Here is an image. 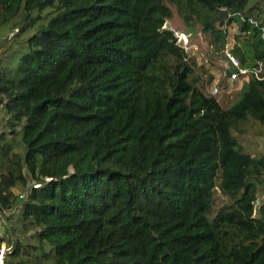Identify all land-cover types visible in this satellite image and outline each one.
<instances>
[{"label": "trees", "instance_id": "1", "mask_svg": "<svg viewBox=\"0 0 264 264\" xmlns=\"http://www.w3.org/2000/svg\"><path fill=\"white\" fill-rule=\"evenodd\" d=\"M170 6L217 42L238 23L231 55L264 63L248 0H0L28 49L0 66L3 264H264V156L232 133L264 126V78L223 108L166 27ZM216 191L229 203L212 214Z\"/></svg>", "mask_w": 264, "mask_h": 264}, {"label": "rangeland", "instance_id": "2", "mask_svg": "<svg viewBox=\"0 0 264 264\" xmlns=\"http://www.w3.org/2000/svg\"><path fill=\"white\" fill-rule=\"evenodd\" d=\"M256 3H258L264 11V0H248L249 6ZM170 7L173 16L167 21L166 27L176 32L178 37L181 38L182 42L180 43L182 47H184L186 53L194 59L197 65L202 66V69L197 70V73H201L202 84L204 85L206 93L210 95L209 93L216 87L219 91L215 94L216 98H218L219 102L223 105V108H229L240 100L242 93L246 90L248 82L247 79H240L234 84H228L227 81L229 75L227 56L231 54L230 51L237 42L236 37H239L242 41L245 39L244 36L239 34L238 23H232L231 26L225 25L227 28V36L224 41L217 42L210 33H202L200 24H197L192 30L186 28L175 7ZM33 32L34 29L30 28L27 32L20 35L19 38L21 40L27 39ZM16 33V29L12 30L9 29L8 26L0 25V66H10L11 60L12 64L15 65L18 61V57L28 51L26 47L19 49V39L16 40ZM18 49L19 53L14 56V53H16ZM212 53L214 56H212ZM210 56L212 57L211 59H209ZM238 86L241 88L237 91ZM242 129V132L232 131V133L244 152L254 157L264 156V126L249 119L243 125ZM25 190L26 188L21 185L15 188L16 194H22ZM225 203H229L228 199L225 198L220 191H216L214 206L211 211L212 214ZM259 205L255 206L256 211ZM18 216L19 210L16 209L11 222L17 232H19ZM1 226H3L1 229L4 228V230H6V228L10 227V224L4 222Z\"/></svg>", "mask_w": 264, "mask_h": 264}, {"label": "built area", "instance_id": "3", "mask_svg": "<svg viewBox=\"0 0 264 264\" xmlns=\"http://www.w3.org/2000/svg\"><path fill=\"white\" fill-rule=\"evenodd\" d=\"M178 36V35H177ZM179 41H181V38L178 37ZM182 42V41H181ZM228 60L230 62V64L232 65V67L234 68V71L231 73L230 78H229V82L231 84H234L236 81L240 80V79H247L249 80V77H254L255 79H263L264 77L261 75L262 72L264 71V63L259 61L255 67L251 68V66H243L240 61L234 57L231 54H228ZM219 91L218 89L215 87L214 89H212V91L210 92L211 95H215L217 94ZM40 185L39 184H34L33 188H39ZM23 198V195H20L19 200H21ZM261 205L264 204V193L260 194L257 198V201L255 202V206L257 205ZM259 205V206H260ZM7 216V214H4L1 210H0V228L2 227L1 225L5 222V217ZM7 249L3 246L0 249V261H3V255L5 253Z\"/></svg>", "mask_w": 264, "mask_h": 264}, {"label": "water", "instance_id": "4", "mask_svg": "<svg viewBox=\"0 0 264 264\" xmlns=\"http://www.w3.org/2000/svg\"><path fill=\"white\" fill-rule=\"evenodd\" d=\"M228 17V13L226 12V10H221L220 14L214 19V22H220L224 19H226ZM212 57L210 56L209 59H211ZM3 264V261H1Z\"/></svg>", "mask_w": 264, "mask_h": 264}, {"label": "crops", "instance_id": "5", "mask_svg": "<svg viewBox=\"0 0 264 264\" xmlns=\"http://www.w3.org/2000/svg\"><path fill=\"white\" fill-rule=\"evenodd\" d=\"M240 88H241V87H240V86H238V88H237V91H238V90H240Z\"/></svg>", "mask_w": 264, "mask_h": 264}]
</instances>
